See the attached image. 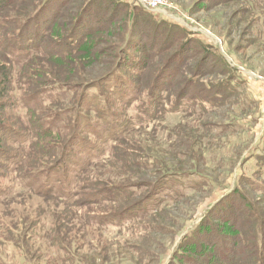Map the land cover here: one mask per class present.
Masks as SVG:
<instances>
[{
    "label": "rangeland",
    "instance_id": "obj_1",
    "mask_svg": "<svg viewBox=\"0 0 264 264\" xmlns=\"http://www.w3.org/2000/svg\"><path fill=\"white\" fill-rule=\"evenodd\" d=\"M119 1L127 3L128 9L117 10L112 17L108 16L112 6L96 10L92 20H99L96 27L100 29L92 32L91 45L82 49L80 59L56 60L40 55L24 68L13 64L0 45V68H11L15 80L8 91L0 90V102L7 103L0 127L4 153L0 151V264H169L175 256H189L194 258L191 262L208 264L206 255L214 264H221L215 255H221L222 246L228 249L235 245L232 237L239 230L248 239L251 229L261 223L264 226V158H258L264 154V0H164L156 12L139 6L187 30L203 45L217 49L224 63L210 60L200 44L185 47L184 33H170L168 28L148 24L136 31L133 25L131 31L130 10L138 5L132 0ZM43 2L13 0L0 8V21L6 24L0 29V44L11 38L21 26L19 21L30 17ZM86 2L73 0L68 5L55 30L57 35H65ZM130 32L146 39L145 55L132 51L147 69L141 76L135 69L124 67L128 50L123 48ZM185 60L183 74L162 92L178 94L198 71L202 74L200 85L222 87L232 81L239 87L237 95H229L227 103L212 112H201L200 107L182 108L119 141H109L100 159L94 155L96 165L87 166L86 148L74 144L72 156L56 168L57 180L52 182L58 191L69 181L72 198L46 196L43 181L34 182V174L52 166L55 156L65 149V139H73L77 130L76 136L89 137L90 144L99 146L100 135L93 131L100 129L103 133L104 127L106 131L94 110L82 105L86 86L117 73L119 88L133 100L121 102L115 97L112 111L121 119H131L138 116L147 94L159 91L157 86L164 82L157 78L169 70L175 72ZM29 68L37 73V85L44 82L41 79L51 77L79 87L45 83L49 89L31 97L32 92L26 93L28 87L22 80ZM225 68L230 72L224 73ZM18 80L22 82L18 84ZM97 90L88 91L89 98ZM194 95L211 98V93L202 94L200 90ZM80 115L90 116V128L77 129ZM10 125L23 134L14 139L11 133L4 134L2 129ZM161 171L186 174L171 182L170 186L180 183L178 198L173 197L177 193L169 192L159 211L149 214L151 217L100 223L101 218L125 212L132 201L126 205L98 204L90 202L88 194H99L111 186L135 187ZM40 186L44 196L37 194ZM241 193L251 207L241 205ZM221 199L229 200L210 211ZM76 200L83 201L80 207L69 204ZM89 218L93 220L91 226ZM234 227L239 230L234 231ZM237 244L235 247L241 248V243Z\"/></svg>",
    "mask_w": 264,
    "mask_h": 264
},
{
    "label": "trees",
    "instance_id": "obj_2",
    "mask_svg": "<svg viewBox=\"0 0 264 264\" xmlns=\"http://www.w3.org/2000/svg\"><path fill=\"white\" fill-rule=\"evenodd\" d=\"M10 1L13 3V0H0V8L3 9L7 4L9 5ZM72 1L73 0H44L41 7L37 11L35 10L36 12H34L30 17L19 21V24L21 26L11 38L2 40V43L0 45L2 47L3 53H6L10 56V61L13 64H17L20 66L22 65L23 67L29 65L37 56L40 55H47L48 57L56 60H68L69 58L80 59L79 56H81V54L83 53L82 49L86 46L89 47L91 45L89 43L90 40L94 37L93 33L97 29H100L96 27V25L99 23V20H96L94 23L92 20V17L94 19V15L97 12L96 10L100 12L104 10L105 6H112L114 8L112 12H109L108 15L109 17H112L113 13H116L117 10H125L128 9L129 6L127 3L121 2L119 0H86L87 2L81 7L80 11L76 13L75 18H73V20L71 21V28L68 31L64 32L65 35L59 36L55 32V30L59 26L58 23L62 18L63 13L67 9L68 5L72 3ZM45 9L47 11H50V13H47ZM130 11V14L132 15H130L131 20L129 23L131 24L129 28H131V31L133 29V25L134 31H136L137 27H140L143 24H148V26L152 27L154 26L160 28H168L171 31L170 33L175 32L176 34L179 33L180 35L184 33L186 34L184 43L188 45H185V47H194L195 44H200V47L204 48V53L205 55L209 56L208 58L210 60L213 59V61H222L224 63L223 56L219 55L216 52L217 49L215 50L211 48L212 46L203 45V43L197 40L193 35H191V33H189L187 30H184L183 28L178 27V25L166 20H160L154 14L150 13L149 11L143 10L142 7L139 6H133ZM1 26H6L4 21H0V29ZM53 34H55V36ZM145 40V38H137L130 32L127 35L126 45L123 48V50H128V55L126 59L124 58V67L135 69L138 76L145 74L147 69L140 65L142 64L141 59L134 57L132 51L145 55ZM186 62L187 60H185L181 64H178V70H176L175 72L169 70L168 72H164L162 76L160 75L159 78H157L158 80L160 79L164 82L163 84L157 86V89L159 91L148 93L147 101L139 107V112L137 114L138 116H133V118L131 119H121L119 115L112 111L113 99H115V97L118 98V100L121 102H125L126 98L127 101L133 100V98H130L128 96L126 97V95H124L123 93V90L119 88L117 82L119 75H117V73H109V75L101 78L99 81L93 82L89 86H86L87 92L86 96H84L83 98L82 105L85 103L87 105V108L90 109L91 112L94 110L95 118H97L98 121H102L103 123H105L106 131L105 127L104 129H102L103 133L99 132L100 129H94L93 131V134L100 135L98 139L99 146H93L92 144H90L89 137L83 138L81 135L76 136L77 130H74L75 132L73 134V139H65V149L63 150L61 155L55 156L51 164L52 166L49 165L50 167L45 169V171L40 173L37 171L34 174V182H37L38 180L43 181V188L47 194L45 195L57 199L63 198L67 200V198H72L71 194L73 193L71 186L69 185V181L63 184V186H61L58 191H56L57 184L54 185L52 182L57 180V173L59 168H56L62 165L60 163H62L64 160L66 161L67 157L72 156V148L74 144L78 143L82 146V148H86V155L89 156V164H87V166H89L90 164H95L96 161H98L93 160L95 154L98 155V158L100 159L105 150L108 148L109 141H119L126 135L129 136L132 133L145 129L150 123L158 120L159 117L163 118L170 113H179L182 108H187V110H196L197 107H200L201 112H212L222 104H224V102L227 103L229 95H237L236 91L239 87L232 81L231 85H222V87L212 86L208 83L204 84V82V85H200V82L198 81L200 79V75L202 74L198 71H195V73L193 74L194 76L192 75V78L188 81L187 84L182 87L181 91L178 94L174 96L173 94H168L170 90H165L166 92H162L161 90H163L164 88L173 86L177 77L180 74H183L184 71L181 70V68H184L182 64H185ZM169 63L167 64V66L169 65ZM167 66L163 68L164 71L165 69L167 71ZM26 69L28 70V67ZM223 72L227 73L230 72V70L228 71L225 68ZM12 73L13 71L11 68L9 70L0 68V90H3V93L8 91L7 87L11 83H13V81H15L14 78L11 77ZM35 75L36 77H38L37 73L29 68V71H26L24 73V76L22 77L24 84L28 87L26 93L32 92L30 94L31 97H37L39 93H45L47 89H49L45 88V83H48L53 87L58 86L61 88L68 87L74 89L79 87L77 85H67V83L64 84L51 77L41 79L44 82L40 85H37L38 81H35ZM5 77H9V80H7L6 78L7 81H5ZM21 82L22 81L19 80L17 81L18 84H20ZM91 89L98 90L89 98L88 91H90ZM198 90H200L202 94L211 93V98H208V96L194 95ZM6 108L7 103L0 102V127L2 126V112ZM64 116L66 117V115ZM89 117L90 116L83 117L80 115V119H76L77 129L79 128V130H82V127L90 128L91 124H93V121ZM68 120L70 119L68 118ZM41 125L42 121L40 122V127H42ZM3 131L4 134L5 132L9 134L11 133L10 135H13L11 136V138L13 139L16 138L19 134H23V132L18 129L16 130L15 128H12V126L6 127L5 130L2 129V132ZM51 131L54 130L52 129ZM100 143H103V145H100ZM2 145L3 142H0V151H2L3 149ZM110 148L111 146L109 147V149ZM258 158H264V154H260ZM20 159L22 158H19V160ZM6 161H9L8 158L6 159ZM16 162H18V160ZM185 175L186 174L183 173H171L170 171L164 174V172L161 171L159 173H156L155 175H151L150 179L147 182H143L139 185L136 184L137 186L135 187L125 188L111 186L108 187L109 190L104 189V191L99 194H88V200L90 202L92 201L93 203L98 204L102 202H114L121 205H126V203L132 201L130 207L127 208L125 212L118 215H113L112 217L101 218L100 222L101 224L104 223L105 225L109 223H124L129 219L135 220L141 215L149 216V214L151 213L158 212L161 201H164L167 197H169V192H171L172 194L177 193L178 195L173 197L178 198L179 194L181 193L178 190V186L180 183L177 182L173 186L170 185L173 180H176L177 178L180 179ZM143 188L146 189L145 192L141 190ZM138 191H141L142 193ZM233 191H236V189H234ZM37 194H41V196H44L41 186L40 189L37 190ZM223 199L217 202L210 211H212L219 205L221 206V204H224L229 200L228 199L227 201H224ZM81 201L82 200L71 201L69 204L73 207H80L82 205L80 204ZM90 202H87V204L83 205L86 206ZM240 203L245 207H251V203L247 201L246 196L242 193L240 194ZM210 216H212V214ZM92 221L93 220H90L89 218L88 224L90 225ZM228 225L232 226L233 224L228 223ZM246 229L247 228L245 227L244 231H246ZM236 230L239 229L234 227V231ZM195 237L201 238V236ZM201 239H203V241L208 240L204 238ZM232 239L236 241V243H234L235 245H238L237 243H241V248L240 246L238 248L234 245L233 247H228L227 249L225 246H222L223 251L221 255H215V257L220 259L221 264H264V226L262 223L255 230L251 229L250 238L247 239V236L239 230V234L237 236H233ZM209 242L213 243V240L210 241L209 239ZM193 244L194 243L192 242V245ZM210 257L211 256L207 257L206 255L204 259L208 264H214L213 260H210ZM178 258L179 261L177 260ZM248 259L249 261L247 263ZM192 260H194V258L189 256H185L184 258L175 256L174 260L169 264H198L195 261L191 262Z\"/></svg>",
    "mask_w": 264,
    "mask_h": 264
},
{
    "label": "built area",
    "instance_id": "obj_3",
    "mask_svg": "<svg viewBox=\"0 0 264 264\" xmlns=\"http://www.w3.org/2000/svg\"><path fill=\"white\" fill-rule=\"evenodd\" d=\"M138 6H143L150 10L151 12L159 11L164 5V0H132Z\"/></svg>",
    "mask_w": 264,
    "mask_h": 264
}]
</instances>
